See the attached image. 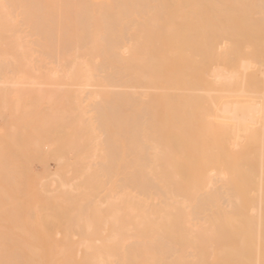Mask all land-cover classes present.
<instances>
[{
  "label": "bare ground",
  "instance_id": "obj_1",
  "mask_svg": "<svg viewBox=\"0 0 264 264\" xmlns=\"http://www.w3.org/2000/svg\"><path fill=\"white\" fill-rule=\"evenodd\" d=\"M24 1L19 2L22 7ZM41 1V6H60L57 17L45 16L52 5L40 11L38 0H34L31 6H38L33 11L39 9L45 15L33 12L36 16L26 18L29 12L24 7V18L43 22L42 26L51 22L46 26L53 29L55 23L63 26L65 21L63 27L73 24L65 31L68 37H76L70 36L71 42L61 27L54 33H62L75 46L67 47L69 53L67 48H59L60 43L65 44L64 39V43L56 39L61 34L54 36L57 44L60 41L58 47L54 39L51 46L53 32L48 35L46 26L40 33L31 31L38 36L47 33L41 35L50 45L44 48L46 52L49 48L54 52L53 46L58 51L62 47L59 54L66 49L68 56L62 53L64 58L57 55L53 59L58 54L54 48L50 57L59 59L61 65L51 59L48 64L50 53L42 52L45 59L37 47L44 65L53 67L52 73H46L41 56L38 63L29 64L36 73L19 72L23 77L15 80L9 77V70L5 72L9 78L1 82L14 85L9 91L15 92L11 97H17V104L14 108L2 102L9 86L5 85L0 92V118H4L0 134L5 128H14L11 117L19 116V122L20 117L28 116L25 126L22 118L23 123H18L13 117L12 123L21 127L10 130L13 135L6 131L9 136L4 140L10 143L19 137L11 144L16 146L20 140L21 145V136L27 131L29 136L35 125L36 132L27 137L33 145L37 143V149L36 145L33 148L40 153L38 140L44 134L39 132L48 130L45 124L55 126V132L61 122L65 137L60 128L58 134L49 132L55 136L49 139L55 144L62 138L65 152L60 143L48 142V147H56L45 148L47 154H43L59 166L52 171L37 159L44 165L37 163L39 167L46 166L38 173L28 165L37 157L29 140L24 144L32 151L24 153L29 158L32 154V159L24 156L20 145L17 149L26 161L22 156L18 160L19 151L17 157L9 155L16 154L13 146L12 152L5 153L9 162L11 157L15 160L11 163L14 167L10 165L14 174L11 169V173L9 169L5 172L8 162H4L5 156L0 157V180H6L0 183V264H264V0H64L65 6L61 0ZM60 4L66 9L62 14ZM12 7L17 9V5ZM19 8L14 11L18 15ZM62 15L66 17H58ZM4 18L6 22L9 19ZM6 26L11 25L8 22ZM38 36L35 38L41 40ZM56 66L62 69L54 72ZM41 67L47 71L41 72ZM46 76V83L54 89L59 82L77 88L66 86L77 94L66 95L69 98L63 102L59 97L71 91L64 89L68 92L62 90L58 97V90L51 89L60 103L38 93ZM21 85L27 90L18 89ZM45 86L41 89H47ZM21 91L27 93L23 94L25 100ZM12 108L20 112L13 115ZM63 111L67 112L62 115ZM34 135L39 137L37 142H33ZM3 144L1 141L0 149ZM52 149H56L54 153L62 150L57 152L60 158L50 154ZM23 164L24 170L25 165L30 167L25 173L19 167ZM67 173L75 179L71 184ZM10 174L18 177L15 181L35 179L45 180V184L39 182L33 188L11 184Z\"/></svg>",
  "mask_w": 264,
  "mask_h": 264
},
{
  "label": "rangeland",
  "instance_id": "obj_2",
  "mask_svg": "<svg viewBox=\"0 0 264 264\" xmlns=\"http://www.w3.org/2000/svg\"><path fill=\"white\" fill-rule=\"evenodd\" d=\"M5 1H6V0H0V15L2 16V14H3V17L6 18V19L4 18V20H7L8 18L10 19V18L12 17V15H13V18L10 19L11 21L8 19V21L6 22V21H3V17L0 16L1 19H2V21H1V19H0V28H1V29H0V63L3 64V67L0 68V71H1V69H2L3 71H1V72H3V73L5 74V72H9V71H10V73H11V72H12V69H13V72H12L11 74H10V73H9V74L6 73L4 76H3V74L0 72V73H1V74H0V75H1V76H0V85H1L0 92H1V90L4 89L5 85H9V84H5V85H4V83L2 84V82H3L2 80H3V79L7 80V79L10 77V78H12V79H13V78H14V79L16 78L15 80H17V79H19L18 77H21V76H22L20 73H24V72H28V73H30L31 70H32V71L34 70V69L31 68L32 66H30V65H33V63H35L37 59H40V56H41V55H39L40 52H41V54L43 55L42 52H44V53H48V52H49V53H50V49H51V48H49V50L46 52L47 49H44V48L47 46V43H46L47 40H46V42H45V41L42 39V37H41L42 34H41L40 36H38L39 33H40V31H38V30H41V31H42V30H43V27L46 26V25H48V24L51 23V22H49L48 24H47V22H46V23L44 24V26H42V25H40V24H42L43 22H41V23L38 22V23H39V24H38L37 21H36V22H35V21H31V19H30V21H29V20H27L26 18H28V16H29V18H32V15H34V16H36V15H37V16H39V15H40V16H44L45 13L40 12V11H44V12H45V11L47 10V8H48L47 6H50V5H52V4H50V3H48V4H50V5H48V4L43 5V4H42V6H41V4H40V1H41V0H40V1L38 0L39 3H38V2H37V3L41 6V9H43V10L40 9V11H39V9H38V12H40V14H39V13L36 12L35 10L33 11V9H34V8H37L38 5L35 7V6H34V5H36L35 3H34V5H32V6H31V4H30V3H31L32 1H34V0H28V1H27V0H25V1L22 0V1H24L23 4H24V5L26 4L24 7H25L26 10L29 12L28 15H27V14H26L27 11H25V10L23 9L24 7H22L23 5L21 6V4H22L21 0H20V1L16 0V4L14 3V0H13V1H12V0H7L6 2H5ZM8 1H10V2L8 3ZM29 1H30V2H29ZM35 1H37V0H35ZM42 1H43V0H42ZM42 1H41V3L44 2V1H43V2H42ZM45 1H47V0H45ZM48 1H51L52 3H53V1H56V2L59 3L60 0H59V1H58V0H48ZM61 1H62L63 6H65L64 4H65L67 1H66V2H64V0H61ZM95 1H97V0H94V2H95ZM4 2H5V3H4ZM12 2H13V4H11ZM19 2H20L21 4H20ZM28 2H29V3H28ZM2 3H3V4H2ZM6 3H7V4H6ZM27 3H28V4H27ZM44 3H45V2H44ZM58 3H56V4H58ZM4 4H5V5H4ZM8 4H9V5H8ZM10 4H11V7H10ZM56 4H55V5H56ZM14 5H17V9H18V5H19V7H20V8H19L20 13L23 12V14H25V15L20 17V13H19V15H18V12H14V11H17V9L14 10V8H15L16 6H15V7H12V6H14ZM60 5H61V4H60ZM66 5H67V3H66ZM2 6H3V7H2ZM5 6H7V7H5ZM26 6H27V7H26ZM40 6H39V7H40ZM44 6H46V10H45V7H44ZM93 6H95V8H96V5H95V4H93ZM93 6H92V7H93ZM21 7H22V9H21ZM52 7H54V6L52 5L51 8H52ZM57 7H60V6L57 5L56 7H54V8L50 11V13H48V12H49V10H48V12H47V14H46L45 16L49 15V16H47V17H50V16L54 15V17H57L56 12L59 10V9H57ZM1 8H3V9H1ZM7 8H8L9 10H11L10 12H8V14L10 13V15L7 14V11H9V10H7ZM27 8H28V9H27ZM49 8H50V7H49ZM49 8H48V9H49ZM93 8H94V7H93ZM95 8H94V9H95ZM31 9H32V10H31ZM61 9H62V11H61L60 14L63 13V10H64L65 8H62V5H61ZM2 10H3V11H2ZM21 10H22V11H21ZM29 10H30V11H29ZM65 10H66V9H65ZM12 11L14 12V14H13ZM52 11H53V14L51 13ZM3 12H5V14H4ZM11 12H12V13H11ZM31 12H32V13H31ZM33 12H35L36 15H35ZM59 12H60V11H59ZM59 12H57V13H59ZM16 13H17V14H16ZM30 13H31V14H30ZM37 13H38V14H37ZM64 13H65V12H64ZM15 14H16V15H15ZM23 14H21V15H23ZM41 14H43V15H41ZM60 14H59V15H60ZM65 14H66V13H65ZM6 15H7V16H6ZM17 15H18V17H17ZM26 15H27V16H26ZM8 16H9V17H8ZM25 16H26V18H24ZM7 17H8V18H7ZM19 17H20V21L18 20ZM58 17L63 18V17H66V16H65V15H62V17H61V16H58ZM16 18H17V20H16ZM23 18H24V19H23ZM34 18H36V17H34ZM34 18H33V19H34ZM14 20H16V22H15ZM21 20H22V21H21ZM26 21H27V22H26ZM5 22H6V23H5ZM8 22H9V26L11 25L10 28H9V27L7 28V26L5 27V24L8 25ZM13 22H15V23H17V24L15 25ZM18 22H19V23H18ZM55 22H57V21H55ZM55 22H54V23H55ZM60 22H61V21H60ZM60 22H59L58 24H60ZM2 23H3V24H2ZM10 23H12V24H10ZM21 23H22V24H21ZM28 23H30V24L28 25ZM35 23H37V25H36ZM61 23H62V22H61ZM66 23H67V22H66ZM20 24H21V25H20ZM24 24L28 25L29 27H27L26 25L24 26ZM52 24H53V22H52ZM52 24H50V25H52ZM64 24H65V21H64V23H62V25L64 26ZM68 24H69V23L66 24V27H63V26H59V25H57V23H55V25L58 27V28L56 27V29H53L54 27L52 28L51 26H50V27L46 26V27H48V28H52V29H48V28H47V30H45V31H48V32H47L48 35H50L49 32H53V33H51V36H50V37H53V38H49V36H47V38L45 37V39H48V38H49V40L51 39V40H50V42L52 41V42L50 43L51 46L54 45V44H55V45L57 44V40H56V39H58V40H62L61 42H63L64 36L67 35L66 32L69 31V30H68V29H69V28H68ZM3 25H4V27L6 28L5 30L3 29L4 27H2ZM19 25H20V26H19ZM31 25H32V26H31ZM60 25H61V24H60ZM69 25H71V24H69ZM13 26H14V27H13ZM22 26H23V28H22ZM71 26H74V25L72 24ZM71 26H70V29H71ZM60 27L62 28V31L64 30V31H63L64 33H63V34H65V35H64L63 37H62L63 34L60 33V32H58L59 30H61ZM75 27H76V26H75ZM12 28H13V29H12ZM44 28H45V27H44ZM9 29H10V31H9ZM22 29H23L24 31H23ZM29 29H30V31H28ZM58 29H59V30H58ZM65 29H67V30H65ZM75 29H76V28H75ZM13 30H15V31L17 30V31L15 32V31H13ZM54 30H58V31H56V33H54V32H55ZM71 30H73V29H71ZM8 31H9V33H8ZM25 31H26V32H25ZM31 31H36V32L38 31L39 33L37 34L36 32L34 33V32H31ZM45 31H44V32H45ZM65 31H66V32H65ZM75 31H76V30H75ZM93 31H94V30H93ZM1 32H2V33H1ZM11 32H12V33H11ZM17 32H18V33H17ZM57 32H58V33H57ZM70 32H72V31H70ZM23 33H24V35H23ZM27 33H28V34H27ZM47 33H45V35H44V33H43V35L46 36ZM74 33H75V32H72V34H74ZM9 34H11V35H9ZM60 34H61V35H60ZM68 34H70V33H68ZM76 34H77V33H76ZM76 34H75V35H76ZM7 35L10 36V37H8ZM35 35H37L38 37H41V40H40V38H39V39H38V38H35V37H37V36H35ZM43 35H42V36H43ZM59 35H60V36H59ZM15 36H16V37H15ZM21 36H22V37H21ZM27 36H28V38H27ZM33 36H34V37H33ZM54 36H55V38L58 37V36H59V37H62V38L59 39V37H58V38L55 39ZM70 36H72V39L75 40V38H76L75 36H73V35H71V34H70ZM70 36H69V37H68V35L66 36V37L68 38V39H67V38H66V39L69 40V41L71 40V39H70V38H71ZM30 37H31L32 39H31ZM74 37H75V38H74ZM6 38H7V39H6ZM9 38H10V39H9ZM14 38H15L16 40H14ZM20 38H21V39H20ZM24 38H27L28 41H26V39H24ZM34 38H35V39H34ZM30 39H31V40H30ZM37 39H38V40H37ZM52 39H54L56 43L53 44L54 41H53ZM66 39H64V40H65V44H64L65 46L62 45V43H60L61 45H58L60 41L58 42L57 45L59 46V48H60V46H62V47H64V48L70 47L71 43H68L69 41L67 42ZM2 40H4V41H2ZM6 40H7V41H6ZM9 40H13V41H9ZM34 40H35V41H34ZM49 40H48V41H49ZM17 41H18V42H17ZM31 41H32V42H31ZM37 41H38V42H37ZM71 41H72V40H71ZM71 41H70V42H71ZM1 42H2V43H1ZM11 42H12V43H11ZM21 42H23L24 45H23ZM34 42H37V43H39V44H36V45H37L36 47H35V46H32L33 44L35 45ZM66 42H67L68 44H67ZM13 43H14V44H13ZM15 43H17V44L19 43V44L17 45V44H15ZM63 43H64V42H63ZM26 45H28L29 47H27ZM38 45H39V46H38ZM41 45H42V46H41ZM50 45L48 44V46H50ZM57 45H56L55 47H58ZM68 45H69V46H68ZM80 45H81V44H80ZM1 46H2V48H1ZM9 46H10V48H8ZM16 46H17V48H16ZM25 46H26L27 48H26ZM40 46L43 48V50L41 49ZM48 46H47V48H48ZM74 46H75V45H71V47H74ZM81 46H82V45H81ZM81 46H80V47H81ZM89 46H90V45H89ZM6 47H7V48H6ZM18 47H19V48H18ZM37 47L41 50V51H39V54H38V52H37V49H38ZM55 47L53 46L52 51H54V52H51V53H53V56H54L55 49H56V51L58 52V54L56 53V56L53 57V59L56 58L57 55H58V57L61 56V58H64V55H63L62 53L66 54V51H65L66 49H65L64 51H62V53L59 54V52L61 51L62 47H61L60 51H58V48H55ZM15 48H16V49H15ZM34 48H35V49H34ZM54 48H55V49H54ZM11 49H12V50H11ZM26 49H27V51L30 50L29 52H30V53L32 52L33 55H32V54H29V52H27ZM32 49H34V50H32ZM1 50H2V52H1ZM5 50H6V51H5ZM9 50H10V51H9ZM44 50H45V51H44ZM62 50H63V49H62ZM3 51H4L5 53H7V54H5ZM11 51H12V53H11ZM25 51H26V52H25ZM20 52H21V53H20ZM69 52H71V51H69ZM69 52H68V48H67V53H69ZM72 52H73V51H72ZM80 52H81V51H80ZM13 53H14V54H13ZM16 53H17V54H16ZM19 53H20V54H19ZM25 53H26L27 58H26L25 55H24L25 58H23V57H24L23 54H25ZM34 53H35V54L37 53L39 56L35 55ZM51 53L48 55V57H49V58H48V62H47L48 64H49V59L52 58V56L50 57ZM4 54H5V55H4ZM8 54H9V55H8ZM10 54H11V55H10ZM28 54L31 55V56H29ZM61 54L63 55V57H62ZM75 54H76V52L74 53V55H75ZM14 55H15L16 57H15ZM34 55H35V56H34ZM59 55H60V56H59ZM66 55H67V54H66ZM69 55H70V54H69ZM72 55H73V53H72ZM77 55H81V54L78 52ZM11 56H12V57H11ZM20 56H22V58H21ZM43 56H44V55H43ZM67 56H68V55H67ZM7 57H8V58H7ZM30 57H32V58H30ZM41 57H42V56H41ZM44 57H45V59H47V58H46V57H47L46 55H45ZM5 58H6V59H5ZM12 58H14V59L11 60ZM29 58H30V59H29ZM1 59L3 60L4 63L1 61ZM4 59H5V60H4ZM9 59H10V61H9ZM23 59H24V60H23ZM25 59H26V60H25ZM28 59H29V60H28ZM31 59H33V60H31ZM45 59H44V60H45ZM53 59H51V60L54 61V62H57V61L59 60V59H58V60L56 59V61H55V60H53ZM16 60H17V61H16ZM27 60L29 61V63H28ZM30 60H31V61H30ZM40 60H41V59H40ZM51 60H50V62H51ZM6 61H7V62H6ZM21 61L25 64V67H26V68H23L24 70L22 69L23 66H21V68L19 67L21 64L24 65ZM42 61H43V57H42ZM64 61H65V60H64ZM5 62H6L7 65L5 64ZM12 62H13V63H12ZM20 62H21V63H20ZM30 62H31L32 64H31ZM54 62H51V64H52V63L54 64ZM59 62H60V61L57 62V64H59L58 66L61 65ZM61 62H63V61H61ZM10 63H11V64H10ZM36 63H38V62H36ZM42 63H43V66H44L46 69H48V68L44 65V63L46 64V61H45V62H44V61L41 62V65H42ZM8 64H9V65H8ZM12 64H14V65H12ZM29 64H30V65H29ZM55 64H56V63H55ZM55 64H54V65H55ZM62 64H63V63H62ZM5 65H6V68H7V69L4 68ZM18 65H19V66H18ZM1 66H2V65H1ZM10 66H11V68L8 69V67H10ZM14 66H15V68H14ZM16 66H17V67H16ZM39 66H40V65H38V67H39ZM43 66H42V67H43ZM48 66H50L49 69H48V72H46L47 70L42 69V67L40 68V69H41L40 71L43 72L42 70H45L46 73H52V72H53L52 69H51L52 66H51V65H48ZM58 66H56V69L54 70V72L58 69V68H57ZM12 67H13V68H12ZM34 67H35V66H33V68H34ZM44 67H43V68H44ZM18 68H19V69H18ZM52 68H53V67H52ZM54 68H55V67H54ZM4 69H5V70H4ZM10 69H11V70H10ZM16 69H17V70H16ZM26 69H27V70H26ZM36 69H37V67H36ZM59 69L61 70L62 68H59ZM59 69H58V70H59ZM8 70H9V71H8ZM15 70L18 72V74H17V72H16ZM25 70H26V71H25ZM58 70H57V71H58ZM65 70H66V69H65ZM65 70H64V71H65ZM35 71H36V70H34V72H35ZM40 71H37V72H40ZM19 72H20V73H19ZM59 72H60V71H59ZM61 72L64 73L63 70H62ZM61 72H60V73H61ZM65 72H66V71H65ZM15 73H16V74H15ZM35 73H36V72H35ZM57 73H58V72H57ZM60 73H59V74H60ZM7 74H8V75H11V76L7 77V76H8ZM19 74H20V76H18ZM6 75H7V76H6ZM14 75H15V77H14ZM62 75H63V74H62ZM57 76H58V75H57ZM4 77H5V78H4ZM6 77H7V78H6ZM22 77H23V76H22ZM22 77H21V78H22ZM27 77H28V76H27ZM30 77H31V76H30ZM52 77H53V76H52ZM54 77H55V76H54ZM59 77H61V75H60ZM63 77H65V76L63 75ZM21 78H20V80H21ZM28 78H29V77H28ZM33 78H35V77L33 76V77L30 78V79L33 80ZM47 78H48V76H46L45 78L42 77V83H41V84H42V85H41L42 87H43L44 84H46L47 89H44V90H45V92H44V90L41 89L42 87H41L40 85H38V86H40L39 89H38V90H40V91L38 92V90H37L36 93H35L36 95H37L38 93L42 92L43 94L45 93L46 96H53V95L55 94V92H58V93H56L57 95L55 94V96H58V94H59L60 91H61V93H62V90H64V89L69 90V88H67V87H71V88H70L71 90H72V89H76V91H77V88H75L74 86H73L74 88H72V86H67L68 84L66 85L67 87L64 85L66 88H65L64 86L61 85V86L63 87V88H62V87L60 86V83H59V82H58V84L56 85L57 81H56L55 85H56L59 89H58V88L56 89V86H55V89H54V86H53L52 84H50V82L47 81L48 83H46V79H47ZM55 78H57V77H55ZM55 78H53V79L55 80ZM65 78H66V77H65ZM65 78H63L64 81H65ZM60 79H61V78H59V81H60ZM63 79H62V80H63ZM9 80H10V79H9ZM51 80H52V78H51ZM1 81H2V82H1ZM64 81H63V83H64ZM52 82H53V80H52ZM52 82H51V83H52ZM54 82H55V81H54ZM60 82H61V81H60ZM61 83H62V82H61ZM66 83H67V82H66ZM64 84H65V83H64ZM3 85H4V86H3ZM10 85H11V84H10ZM10 85H9V86H10ZM24 85H26V86L28 87V86H30L31 84H28V85H27V84H24ZM24 85H21V87L19 86V88H18V87H17V88H18V89H20V88L25 89V88H26V90H27V87L24 86ZM9 86H6V87H5V88L8 87V88H7L8 91H9V88H12L14 85H12V86H10V87H9ZM16 86H17V85H16ZM16 86H15V87H16ZM31 86H32V85H31ZM31 86H30V87H31ZM46 86H45V88H46ZM32 87H33V86H32ZM60 87H61V89H60ZM13 88H14V87H13ZM13 88H12V89H13ZM28 88H29V87H28ZM33 88H34V87H33ZM37 88H38V87L36 86V88H34V89L36 90ZM43 88H44V87H43ZM12 89H11V91H9L10 93H8V91L6 92L7 94H5V96H6V95H7V96H6L5 98H3L5 101H4L3 99H1V100H0V104H1V101H2V100H3V101H2L3 103H4V102L6 103V104L4 103L5 105H8L7 103H9V105H11V106L13 105L12 107H14V106L17 104V103H16V104L14 103V102H16L15 100H17V97L15 96V100L13 99L14 97H11V96H14V95H15V94H14L15 92L13 93V92H12ZM22 89H21V90H22ZM31 89H32V88H31ZM34 89H33V90H34ZM51 89H52V90H53V89H54V90H58V91H55L54 94H52V93H51ZM35 90H34V91H35ZM41 90H42V91H41ZM67 90H66V91H67ZM71 90H69V91H71ZM13 91H14V90H13ZM22 91H23V90H22ZM22 91H21V92H22ZM24 91H25V90H24ZM31 91H32V90H31ZM66 91L64 90L63 92H66ZM25 92H26V91H25ZM25 92H22V93L19 92V95L22 94L20 97H22L23 94H27V93H25ZM27 92H28V91H27ZM37 92H38V93H37ZM52 92H53V91H52ZM67 92H68V91H67ZM71 92H72V93H71ZM71 92H70V93H64V94H62L60 97H59V96H58V97H59V98L63 97V100H62V101L64 102L65 98H69V97H65L66 95H69L70 97H71V96L74 97V96L77 94V93H73V91H71ZM31 93H32V92H31ZM31 93H30V94H31ZM61 93H60V94H61ZM1 94H2V93H1ZM45 94H44V95H45ZM60 94H59V95H60ZM28 95H29V94H28ZM8 96H9V98H8ZM31 96H32V95H31ZM31 96H30V97L26 96V97H28L29 100H31L32 98H36L35 96H34V97H31ZM53 97H54V96H53ZM58 97H57V98H58ZM0 98H1V97H0ZM30 98H31V99H30ZM59 98H58V99H59ZM22 99L25 100L26 98H24V96H23ZM54 99L58 102V99H56V97H54ZM61 99H62V98H61ZM61 99H59V100H60V103H61ZM8 100H9V101H8ZM12 100H13V101H12ZM32 100H33V99H32ZM14 104H15V105H14ZM11 106H9V107L11 108ZM60 106H62V105L60 104ZM60 106H59V107H60ZM55 107H56V106L53 107L54 112H55V109H56V108H57L56 111H58V109H59L58 107H56V108H55ZM10 108H9V109H10ZM14 108H15V107H14ZM14 108H12V109H13V110H12V111H13V115H14V114L16 115V113H18V112H20V111H19V110H16V111H15ZM54 108H55V109H54ZM60 109H61V108H60ZM64 109H66V107H65ZM7 110H8V109H7ZM50 110H51L50 108L47 109V112H48L49 114H50ZM53 110H52L51 112H52L54 115H56L57 113H59V115H60V112H59V111L56 112V114H55V113L53 112ZM62 110H63V109H62ZM66 110H67V109H66ZM68 110H70V109H68ZM10 111H11V109H10ZM14 111H15V112H14ZM71 111L73 112V110H71ZM64 112H67V111H63V114H62V115H64ZM21 113H23V112H21ZM61 113H62V112H61ZM24 115H25V114H24ZM24 115L21 114V116H24ZM25 116H26V115H25ZM52 116H53V115H52ZM56 116H58V115H56ZM13 117H16V118H17V117H19V116L16 115V116H13ZM13 117L10 118V126H11L12 128H13V127H14V128H19V127H21V126H18V124L16 123V121H15L16 119L14 120L15 122L12 123V122H13V121H12V120H13V119H12ZM60 117H61V116H60ZM21 118H22V117H20L19 122H22L21 120H22L23 118H22V119H21ZM26 118H28V116L24 117L23 120L25 121ZM1 119L3 120L4 118H2V117L0 118V126H1ZM5 119H6V118H5ZM18 119H19V118H17V122H18ZM47 119H48V118H47ZM28 120H29V119H28ZM28 120H27V121H28ZM30 120L32 121V119H30ZM31 121H28V122H31ZM19 122H18V123H19ZM33 122H34V121H33ZM22 123H23V122H22ZM22 123H20V124L22 125ZM26 123H27L26 121H25V123H23L24 126H25ZM35 123H36V122H35ZM38 123H40V122H38ZM59 123H61V122H59ZM59 123H58V130H56V131L59 132V129L61 128L62 136H63V138H64L66 134L63 135V132H64L63 129H62L63 126H62V124L59 126ZM11 124H17V127H16V126H12ZM27 124H28V123H27ZM29 124H32V123H29ZM41 124H43V123H41ZM56 124H57V123H55V125H56ZM36 125H38V124H36ZM43 125H44V124H43ZM46 125H48V124H45V125H44V126L48 129V130H47L48 132L46 131L45 127H43V128L45 129V132H44V130L41 131L40 129L42 128V127H41L42 125H40V124H39L40 129H38L39 127L36 129V130H38V131H41V132H39V133L42 134V132H43V134H44L43 137L40 136V140L42 141V140L44 139V141L41 142L40 140H38V142H40V144H41V145L38 144V151H39L40 153H38L37 151H35V148L37 149V143L33 145V144L31 143V140L28 139V137L32 135L31 133L36 132L34 129H35L37 126L34 125V128L31 127V128H33V131H34V132L29 133V134H30L29 136H28V133H27V132H29V131H27V130H26L27 132L25 131V132L27 133V135H26V133L23 134V135H26V137H23V135L21 136V133H20V132L17 133V134L20 133L21 139L24 140L25 142H27V141L29 140V141H30L29 143L32 144V146H31L32 148H33V146L36 145L35 148H33L34 152L37 153V154H35V155H33V156H34V157H36V156L38 157V158H37V157L35 158V159H36V162H35V163H34L35 159H34V161H32L33 159L31 158V157H32V154H31V153H30V154H31V155H30V158L28 157L29 154H28V156H26V154L24 153L25 151H27L28 153H29L30 151H32V150H31L32 148L30 149V151L28 150V149L30 148V146H29V148H28V145H29V144L27 145V143H26V145H25V144H24L25 142H24V141H21V142H22V143H21L22 146L19 144L20 147L23 148V147H24L23 144H24V145L26 146V147H24V148H25V149L27 148V150H21L20 147H19V150H20L21 152L23 151L24 156H26L27 158H29V160L32 159V160H30V163L28 162V163H29L28 165L31 167V169H32L33 172H37V173H38V172H42V171H43L42 169L46 168L47 165H48V168L51 169L52 171H56V170H54V167H56V169H57V166H59V164L54 163V160H51V159H50V155H49V154H48V155H49V156H48L49 158H48L47 156H46V157H47V158H46V157L44 156V154H43V153L47 154L46 151H44V150H45V148H46V150H47L48 142L53 144V142H51L49 138L52 137V136H54V135L50 136V135H49V132H51V133H57L56 131H55V132H54V131L52 132V129H53V130L57 129V128H55V126H54L55 129H54V128H52L53 125H51L50 127H49V126H46ZM24 126H23V128H22V131H23V129L25 128ZM28 126H29V125H28ZM28 126L26 125L27 128H29ZM30 126H31V125H30ZM61 126H62V127H61ZM14 128H13V129H14ZM43 128H42V129H43ZM5 129H6V130H5ZM5 129H3V130H5V131H3L4 133L1 131V134H0V142H1V141H4V144H5V145L3 144L4 147H2V149L4 148V151H5V152L3 153V150L0 149V150H1V151H0V157H1V156H2V157L5 156V158H3V160H4V162H8V163H5V165H6V166H5L6 171H5V168H4V171L7 172L8 169H9V170L11 169V166H10V165H12L11 163L13 162L12 160H14V159H12V157H11V158L9 159V160H11V162H9V161L7 160V157H6V156H7L10 152H12V151H11V150H12V146H13V151H15V153H16L17 151H19V150L17 149V145H18V143H20V140H19V142L17 143L16 146H15V145H12V144L14 143V141H16V140L19 139V137H16V136H19V135H15V137L18 138V139L14 140V137H13V140H14V141H13V140H10L11 142L13 141V143H12V144H11V142L8 143L9 140H7V138H8L9 135L6 134V133L9 132V134H12V135H13L14 132L12 131L13 133H10V132H11L10 130H13V129H11V128L9 129V127H8V128H5ZM19 129H20V128H19ZM19 129H15V130L19 131ZM29 129H30V128H29ZM6 131H7V132H6ZM31 131H32V129H31ZM38 131H37V132H38ZM61 131H60V132H61ZM60 132H59V133H60ZM23 133H24V131H23ZM15 134H16V133H15ZM36 134L39 135L38 133H36ZM36 134H35V135H36ZM41 134H40V135H41ZM57 134H58V133H57ZM57 134H56V138H57V136H58ZM6 135H7V136H6ZM35 135H34V136H35ZM59 135H60V134H59ZM27 136H28V137H27ZM49 136H50V137H49ZM62 136H61V137H62ZM5 137H7V138H6L7 141L4 140ZM32 137H33V136H32ZM35 137H36V136H35ZM54 137H55V136H54ZM59 137H60V136H59ZM59 137H58V139H59ZM10 138L12 139V136H10ZM24 138H25V139H24ZM33 138H34V137H33ZM37 138H39V137L37 136V137L34 139V141H33V139H32V141L35 142V141L37 140ZM26 140H27V141H26ZM51 140L54 141V139H51ZM59 140H60L59 142L56 141V140H55V141L58 142V144H59V143L62 141V138H60ZM36 142H37V141H36ZM56 142H55V144H53V145H56V144H57ZM46 143H47V144H46ZM10 144H11V145H10ZM14 144H16V143H14ZM61 144H62V143H60L59 145H61ZM19 145H18V146H19ZM45 145H46V146H45ZM59 145H58V147H59ZM62 145H63V144H62ZM62 145H61V146H62ZM0 146H2V145H0ZM9 146H11V147H10V150H8V149H9V148H8ZM14 146H15L16 148H15ZM56 146H57V145H56ZM56 146H55V147H56ZM50 147H51V148H55V147L49 145L48 148H50ZM58 147H57V149H58ZM62 147H63V151L65 152V146H62ZM62 147H61V148L59 147V148L62 149ZM14 148H15L16 150H15ZM24 148H23V149H24ZM43 148H44V149H43ZM51 148H50V149H51ZM53 150H56V149H52V151H53ZM9 151H10V152H9ZM20 151L17 152V153L20 154L19 157H17V156H18L17 153L14 154V152H12V154H14V155H12V154H9V155L13 156V158H14V157L20 158V157L22 156L21 153H20ZM43 151H44V152H43ZM49 151H50V150H49ZM49 151H48V152H49ZM59 151H62V150H58L57 152L59 153ZM27 152H26V153H27ZM34 152H32V153H34ZM41 152H42V153H41ZM57 152L55 151V153H54V151H53V152L50 151V154L53 153V154H52L53 156H57L58 158H60V157L57 155V154H58ZM64 152H63V153H64ZM5 153H6L7 155H6ZM61 153H62V152H61ZM70 154H71V153H70ZM15 155H16V156H15ZM59 155H61V154H59ZM63 155H64V154H62L61 156H63ZM71 155H72V154H71ZM24 156H22V158H23ZM26 157H24L25 161H26ZM34 157H33V158H34ZM57 157H56V158H57ZM8 158H9V156H8ZM22 158H20V159H18V160L21 161ZM51 158H52V157H51ZM5 159H6V160H5ZM24 159L22 160V162H25ZM37 159H40V160L42 159L43 163H44L46 166L43 167V168H42V167H39V165L42 166L43 163H42V164H40L41 162L38 163L40 160L37 161ZM45 159H46V160H45ZM48 159H49V161H48ZM52 159H54V157H53ZM1 160H2V159H1ZM3 160H2V161H3ZM71 160H72V159H71ZM14 161H15V160H14ZM16 161H17V159H16ZM52 161H53V162H52ZM56 161H57V160H56ZM14 163H16V162H14ZM19 163L22 164L21 162H19ZM25 163H26V162H25ZM37 163H38L39 165H38ZM46 163H47V164H46ZM7 164H8V165H7ZM17 164H18V163H17ZM31 164H32V165H31ZM13 165H14V164H13ZM13 165H12V166H13ZM28 165H27V167L30 168ZM43 166H44V165H43ZM9 167H10V168H9ZM13 167H14V166H13ZM13 167H12V169H11V170H12V174H14L13 172H16V171L14 170L15 168H13ZM16 167H17V168L21 167V169L23 170V171H22L23 173H25L26 170L28 169V168H26V165H25V170H24V164H23V166L21 165V166H19V167H18V166H16ZM22 167H23V168H22ZM17 168H16V169H17ZM21 169H17V171H19V170H21ZM58 169H59V167H58ZM11 170L9 171V173H11ZM22 172L20 171L19 173L22 174ZM1 174L3 175V172H0V175H1ZM12 174L9 175L11 178L14 177ZM65 174H66V173H64V175H65ZM70 174H71V173H70ZM2 175H1V176H2ZM4 175H5V176H8V174L6 175L5 173H4ZM11 175H12L13 177H12ZM16 175H18V173H16ZM68 175H69V174L67 173V176H68ZM21 176H22V175H20V177H21ZM65 176H66V175H65ZM16 177H17V176H15V178H16ZM22 177H23V178H26L25 174H23ZM68 177H69V176H68ZM68 177H67V178H68ZM15 178H13L14 183H13V182H10L11 180H9V181L7 180L8 183L10 182L11 184H15V185L23 184V183H24L23 185H24L25 187H30V188L32 187V188H33V187H35V186H32L33 184H37V183H39V182H42V180H39V182H37V180H35V179H33V181L31 182L30 180H32V179H28V177H27L28 182L26 181V179H25L24 181H22V179H21V180L19 179V181H15V180H18V179H15ZM17 178H18V177H17ZM36 178H38V177H36ZM40 179H42V177H41ZM64 180H65V179H64ZM74 180H75V179H73V175H72V176L70 175V177L67 179V182L71 184V183H73ZM4 181H6V180H0V183L2 184V182H4ZM65 181H66V180H65ZM16 182H18V183H16ZM21 182H22V183H21ZM26 182H27V183H26ZM5 183H7V182H5ZM28 183H30V185H28ZM42 183L45 184V180H44V182H42ZM3 184H4V183H3ZM25 184H26L27 186H26ZM40 184H41V183H40ZM23 185H22V186H23ZM42 185H43V184H41L40 186H42ZM19 186H20V185H19ZM38 186H39V185H38ZM40 186H39V187H40ZM36 187H37V186H36ZM54 188H55V187H54ZM37 189H38V187H37ZM37 189H35V190H37ZM50 190H52V189L50 188ZM54 190H56V188H55ZM57 192H58V190H57ZM57 192H55V193L52 192V193H54V195H55ZM50 194H51V193H50ZM52 196H53V195H52Z\"/></svg>",
  "mask_w": 264,
  "mask_h": 264
}]
</instances>
